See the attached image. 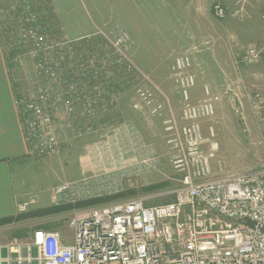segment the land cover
<instances>
[{"label": "rangeland", "instance_id": "374dc122", "mask_svg": "<svg viewBox=\"0 0 264 264\" xmlns=\"http://www.w3.org/2000/svg\"><path fill=\"white\" fill-rule=\"evenodd\" d=\"M30 1L38 15L46 9L55 41L75 42L83 66L104 78H108L110 59L115 67L112 76L116 72L119 83L118 89L111 92V102L101 111L98 127L88 131L84 120L65 114L54 119L60 149L53 156L31 157L25 163L24 178L29 195L22 212L27 215L22 220L16 216L13 223L0 226V244L24 242L33 232L46 227L50 230L68 228L71 218L80 211L136 198L147 199L149 206L172 201L179 175L172 168L171 157L180 147L176 146L178 142L171 144L170 140L178 137L184 125L183 99L173 69L175 60L185 54L190 56L192 67L188 73L196 80L191 103H200L205 98V80L200 76V69L205 64L215 65L214 60L211 64L207 57H202L205 53L201 42H206L202 29L210 28L208 41L221 42V51L229 50L228 42H250L241 44L246 48L253 45L264 49L262 31L252 40L245 36L229 38L225 28L228 20H235L234 23L238 22L236 32L241 33L243 25L240 24H248L252 19L251 23L264 27V0H221L232 7L223 20L216 19L212 9L193 14L181 5L200 1L210 7L212 0ZM24 2L0 0V16L18 15ZM251 7L256 8V13L248 19L246 9ZM12 23V36L16 39V20ZM215 23L221 25L219 40ZM10 36L6 34V42ZM20 48L15 47L14 54L21 56L23 62L13 60L11 71L18 96H30L38 91L40 80L28 51ZM238 49L242 58L246 49ZM5 50L8 52L7 45ZM233 66L235 68L234 62ZM124 67L128 69L130 81L123 83L120 75L124 69L120 68ZM251 69L243 68L247 79ZM153 73L157 78L154 79ZM207 82H210L213 98L223 96L215 103L214 117L202 122L203 137L210 139L204 149L209 150L211 143L218 146L213 162L217 176L223 175L219 174V162L225 174L264 167V110L260 111L262 117L258 116L260 121L248 103L237 107L236 98L227 90L230 83L221 84L222 80L215 77ZM260 90L255 98L264 99V90ZM239 92L246 95V89ZM60 188L65 189L58 193ZM94 199L96 203L73 210H52ZM67 231L71 236L72 231L69 228ZM30 255L33 259L37 257L36 248Z\"/></svg>", "mask_w": 264, "mask_h": 264}, {"label": "built area", "instance_id": "2783aa9c", "mask_svg": "<svg viewBox=\"0 0 264 264\" xmlns=\"http://www.w3.org/2000/svg\"><path fill=\"white\" fill-rule=\"evenodd\" d=\"M212 13L218 20L226 18L221 0L212 3ZM14 19L16 39L11 30ZM0 23L10 63L23 62L14 54L15 47H21L34 61L40 80L37 92L17 94L16 99L29 155L53 156L60 149L54 119L65 114L84 120L88 131L96 128L101 111L111 102V92L103 83V87L90 83V77L100 76L83 66L75 42L54 40L46 9L38 15L33 3L25 0L18 15L0 16ZM6 34L11 35L8 42ZM245 49L236 65L262 60L264 49L253 45ZM191 67L188 54L177 57L173 67L183 99L184 125L170 140L180 147L171 157L179 175L172 201L149 206L147 199L136 198L80 211L69 223L70 243L59 231L36 230L26 249L29 254L34 247L38 255L20 257V264H264V167L225 174L219 162L223 175L217 176L213 162L218 146L211 143L209 150L204 149L210 139L203 137L202 122L214 117L220 98H213L205 87L203 101L191 103L196 86L195 77L188 73ZM248 103L260 120L264 100L249 98Z\"/></svg>", "mask_w": 264, "mask_h": 264}, {"label": "crops", "instance_id": "0c3cea01", "mask_svg": "<svg viewBox=\"0 0 264 264\" xmlns=\"http://www.w3.org/2000/svg\"><path fill=\"white\" fill-rule=\"evenodd\" d=\"M212 3L213 0L210 7L209 5H202L200 1L191 4L184 2L181 5L183 8L189 9V13L199 14L208 12L212 9ZM224 6L227 11L232 9L226 2H224ZM255 13L256 8L254 7L246 9V14L250 16L248 19L255 16ZM234 21L235 20H228V24L225 25L226 31L230 35L229 38H243V36H245L253 40L261 31L264 34V27L260 28L259 25L251 23L253 19L250 20L248 24H240L243 25L240 30L241 33L236 32L238 22L234 23ZM214 26L217 27V29L215 28L214 30L216 38L219 40L220 33L218 32L221 31V25L215 23ZM202 30L203 37L206 40V42H201L202 47H204L202 52L205 53L202 57H205V59L207 57L211 64H213V60L215 63L214 66L205 64L200 69V76L205 80L204 88L209 87L211 90L209 85L210 82H207V80L213 77L222 80L221 84L223 82L230 83L227 88L231 90L232 98H236L235 102L238 104L237 107L242 108L244 103L249 102V98L255 99L257 95H260V89L264 90V59L255 65L245 66L240 62V64L236 65L237 60L240 61L238 48H240L241 51L246 48V45H242L241 43L250 42H228L231 44L230 48L228 46L229 50H227V52L224 50L221 51V42L208 41L211 36L210 28L205 26ZM192 43L195 44L196 42ZM11 67L10 55L5 50L4 39L0 32V220L21 215L23 219H25L27 214L22 211L25 210L24 206L28 204L25 200L29 195V191L26 190V181L24 178L26 170H24V167L25 163L31 159V156L29 155L28 145L25 142L22 120L19 108L16 104L17 86ZM244 67L252 68L250 78L248 79L244 76ZM152 76H154V79L157 78L154 73ZM243 89H246V95H242V93L239 92L243 91ZM200 92L202 94L203 89L200 90ZM219 98L223 99V96L220 97L219 95ZM68 228L63 227L59 230H50L46 227L43 230L59 231L66 238V241L70 243V236L66 233L68 232ZM33 233L29 237H26L24 242L0 244V264H20L18 262L20 257H27L30 255L34 247L30 248L29 254L26 247ZM33 262L34 261L30 264H33Z\"/></svg>", "mask_w": 264, "mask_h": 264}, {"label": "trees", "instance_id": "16d2710c", "mask_svg": "<svg viewBox=\"0 0 264 264\" xmlns=\"http://www.w3.org/2000/svg\"><path fill=\"white\" fill-rule=\"evenodd\" d=\"M109 77L108 78H104L103 75H100L101 77V80L100 78L99 79H95L93 77H90V83L93 85V86H96L97 84H100V83H103L105 88L108 89L109 92H114L118 89L117 87V84L119 83L116 79V72H115V75L113 74L112 76V72L115 71V67L113 68L112 66V61L109 59ZM121 69H124L123 71L124 72H121V78L120 80L122 79L123 83L126 82V81H130V76L128 75V69L126 67L124 68H120ZM117 70V69H116ZM125 73V74H124ZM109 99V95H106V101ZM97 201L94 199V200H91V201H88V202H84V203H77V205H63V206H58L56 208H52V210H54L55 212H61V211H66V210H73V208H78V207H84L85 205H88V204H94L96 203ZM17 218L16 217H9V218H4L2 220H0V226H4V225H8V224H11L13 223ZM23 219V216H18V220H22Z\"/></svg>", "mask_w": 264, "mask_h": 264}]
</instances>
